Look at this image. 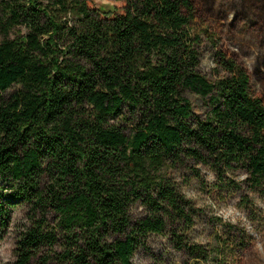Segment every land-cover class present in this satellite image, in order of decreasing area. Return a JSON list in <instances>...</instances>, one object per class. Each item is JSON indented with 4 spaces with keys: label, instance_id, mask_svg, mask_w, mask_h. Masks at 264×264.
<instances>
[{
    "label": "trees",
    "instance_id": "1",
    "mask_svg": "<svg viewBox=\"0 0 264 264\" xmlns=\"http://www.w3.org/2000/svg\"><path fill=\"white\" fill-rule=\"evenodd\" d=\"M111 1L0 0V177L33 222L15 264H133L189 219L179 163L264 195V101L194 0Z\"/></svg>",
    "mask_w": 264,
    "mask_h": 264
},
{
    "label": "rangeland",
    "instance_id": "2",
    "mask_svg": "<svg viewBox=\"0 0 264 264\" xmlns=\"http://www.w3.org/2000/svg\"><path fill=\"white\" fill-rule=\"evenodd\" d=\"M194 3L197 25L219 38V49L246 69L254 94L264 101V0ZM105 5L122 6L111 0H90L93 8ZM215 67L216 54L208 50L201 70L214 80ZM193 102L202 115V103L197 98ZM169 175L186 199L189 219L174 226L169 221L162 234L149 236L133 264H264V195L243 184L244 173L221 181L210 167L187 161ZM0 208L6 214L0 216V264H15L18 245L33 227L32 214L1 177ZM132 214L137 220L145 210L138 205ZM49 218L53 224V216ZM50 264L61 263L55 259Z\"/></svg>",
    "mask_w": 264,
    "mask_h": 264
}]
</instances>
